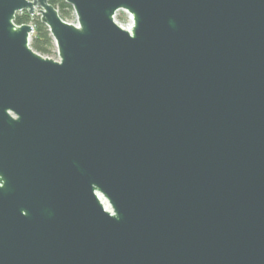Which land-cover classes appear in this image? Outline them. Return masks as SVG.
<instances>
[{"label": "water", "instance_id": "95a60500", "mask_svg": "<svg viewBox=\"0 0 264 264\" xmlns=\"http://www.w3.org/2000/svg\"><path fill=\"white\" fill-rule=\"evenodd\" d=\"M50 2L0 0V264H264V0Z\"/></svg>", "mask_w": 264, "mask_h": 264}, {"label": "trees", "instance_id": "16d2710c", "mask_svg": "<svg viewBox=\"0 0 264 264\" xmlns=\"http://www.w3.org/2000/svg\"><path fill=\"white\" fill-rule=\"evenodd\" d=\"M50 3L59 11L60 17L64 21L69 22L75 17L73 8L65 0H51ZM15 23L18 26L33 25L35 33L32 36L31 47L35 52L49 58L55 54L56 45L54 39L49 28L41 22L39 15L30 16L24 12L16 16Z\"/></svg>", "mask_w": 264, "mask_h": 264}, {"label": "rangeland", "instance_id": "374dc122", "mask_svg": "<svg viewBox=\"0 0 264 264\" xmlns=\"http://www.w3.org/2000/svg\"><path fill=\"white\" fill-rule=\"evenodd\" d=\"M116 21L121 25V26H124V27H128L129 24H131V20H130V16L127 12L125 11H121L117 14L116 16ZM68 23H71V24H76L77 21H76V18L74 17L72 20H70ZM55 54H53L52 57H50L51 59H54V60H58V55H57V49L56 51H54Z\"/></svg>", "mask_w": 264, "mask_h": 264}, {"label": "built area", "instance_id": "2783aa9c", "mask_svg": "<svg viewBox=\"0 0 264 264\" xmlns=\"http://www.w3.org/2000/svg\"><path fill=\"white\" fill-rule=\"evenodd\" d=\"M130 16V15H129ZM130 20H131V24H129V26L128 27H124V26H122L123 28H125V29H127V30H130V28L132 27V25H133V19H132V17L130 16Z\"/></svg>", "mask_w": 264, "mask_h": 264}, {"label": "flooded vegetation", "instance_id": "af4514ba", "mask_svg": "<svg viewBox=\"0 0 264 264\" xmlns=\"http://www.w3.org/2000/svg\"><path fill=\"white\" fill-rule=\"evenodd\" d=\"M33 26V25H32Z\"/></svg>", "mask_w": 264, "mask_h": 264}]
</instances>
